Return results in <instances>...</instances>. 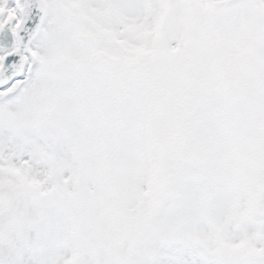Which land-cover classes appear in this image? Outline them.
Listing matches in <instances>:
<instances>
[{
  "label": "snow or ice",
  "instance_id": "snow-or-ice-1",
  "mask_svg": "<svg viewBox=\"0 0 264 264\" xmlns=\"http://www.w3.org/2000/svg\"><path fill=\"white\" fill-rule=\"evenodd\" d=\"M0 264H264V0H0Z\"/></svg>",
  "mask_w": 264,
  "mask_h": 264
}]
</instances>
